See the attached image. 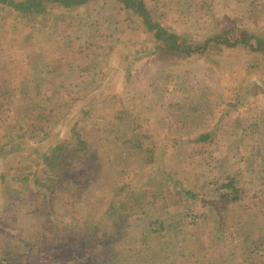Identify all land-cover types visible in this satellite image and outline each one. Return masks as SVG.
Returning <instances> with one entry per match:
<instances>
[{
    "label": "rangeland",
    "instance_id": "1",
    "mask_svg": "<svg viewBox=\"0 0 264 264\" xmlns=\"http://www.w3.org/2000/svg\"><path fill=\"white\" fill-rule=\"evenodd\" d=\"M51 1L0 2V264H264V0H144L190 56Z\"/></svg>",
    "mask_w": 264,
    "mask_h": 264
},
{
    "label": "trees",
    "instance_id": "2",
    "mask_svg": "<svg viewBox=\"0 0 264 264\" xmlns=\"http://www.w3.org/2000/svg\"><path fill=\"white\" fill-rule=\"evenodd\" d=\"M40 1L42 3V1H45V0H40ZM58 1L63 7H65V6H72V5L79 6L81 4L88 3L90 0H58ZM113 1L117 2L120 5L121 9L129 11L132 14L134 13L136 16H137V14L139 16H141L142 22H144V24L146 25L148 30L150 32L154 33L155 39H158L159 41L164 42L163 43L164 50L169 51V52H176V53L184 54L185 56L192 55V52L189 51V48L183 47V43L182 42L180 43V41L177 39V35L175 33H172L170 35H168V33H167V36L165 38L161 37V35L163 33H166V30L164 28L162 29V27H160L158 24H152V22L149 18V14H148L149 12H147V8L145 7L144 0H113ZM0 2L2 4L7 2V5L12 6L14 8L17 7L18 8V9L16 8L17 10H24V11H31L33 9V7L39 6L38 3H37L38 5H34V3L36 2V1L34 2V0H28V1L26 0L25 2L28 3L26 5L25 4L22 5L23 3L11 4L7 0H0ZM51 2L54 3L55 1L52 0ZM55 5L59 6L57 4H55ZM243 41L244 40H241V41L238 40V41L233 42V44H236L238 42H243ZM172 43H173V46H172ZM252 47L253 46H251V48ZM255 49L264 53V41H261L259 39H255ZM75 135L77 136L78 133H76ZM205 138H206V136H202L199 138V140L202 141ZM58 166H60V165H58Z\"/></svg>",
    "mask_w": 264,
    "mask_h": 264
},
{
    "label": "crops",
    "instance_id": "3",
    "mask_svg": "<svg viewBox=\"0 0 264 264\" xmlns=\"http://www.w3.org/2000/svg\"><path fill=\"white\" fill-rule=\"evenodd\" d=\"M108 2H110V3H108ZM104 3L113 4V5L115 4V7L118 6V3L113 1V0H106V1L104 0Z\"/></svg>",
    "mask_w": 264,
    "mask_h": 264
}]
</instances>
